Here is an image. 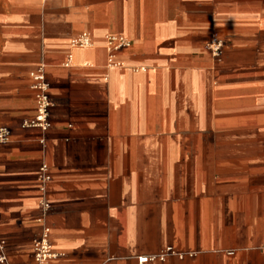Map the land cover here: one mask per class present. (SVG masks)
Here are the masks:
<instances>
[{
  "label": "crops",
  "instance_id": "crops-1",
  "mask_svg": "<svg viewBox=\"0 0 264 264\" xmlns=\"http://www.w3.org/2000/svg\"><path fill=\"white\" fill-rule=\"evenodd\" d=\"M0 127L8 264H264V0H0Z\"/></svg>",
  "mask_w": 264,
  "mask_h": 264
},
{
  "label": "built area",
  "instance_id": "built-area-1",
  "mask_svg": "<svg viewBox=\"0 0 264 264\" xmlns=\"http://www.w3.org/2000/svg\"><path fill=\"white\" fill-rule=\"evenodd\" d=\"M109 44H113L115 49H123L131 46L132 42L125 36H109L107 38ZM75 45L85 46L90 44L88 35L84 34L77 41ZM210 53L219 58L224 49V41L218 36H213L208 45ZM32 89L35 91V98L37 103L36 115L23 122L24 128H38L42 131H47L51 127L50 121V109L52 107V101L49 94V83L46 77V70L44 65H39L38 68L31 74ZM10 130L7 127H0V144L7 143L10 139ZM43 142V140L41 141ZM40 178L43 184H47L51 181V175L48 172L47 165H42L40 169ZM50 204L45 202L44 209L47 211ZM34 259L38 264H46L49 261L57 259L60 255L56 253L50 241V228L44 226L41 235L35 239L33 243ZM170 256H180L182 253H177L174 248L167 247L160 253L138 257V261L141 264L164 261ZM0 264H8V258L6 255V241L0 232Z\"/></svg>",
  "mask_w": 264,
  "mask_h": 264
}]
</instances>
